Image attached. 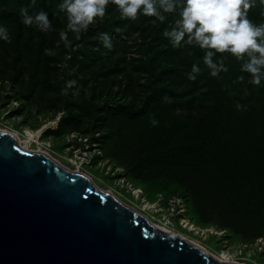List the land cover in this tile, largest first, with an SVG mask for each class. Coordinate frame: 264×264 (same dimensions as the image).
<instances>
[{"label":"rangeland","instance_id":"374dc122","mask_svg":"<svg viewBox=\"0 0 264 264\" xmlns=\"http://www.w3.org/2000/svg\"><path fill=\"white\" fill-rule=\"evenodd\" d=\"M61 2L0 0V24L10 36L0 39V130L213 256L264 264V80L252 83L243 60L219 53L227 70L218 78L237 112L234 124H225L226 103L198 73L188 75L201 47H175L164 35L181 6L164 21L142 10L133 19L109 0L103 17L75 32ZM25 6L33 15L47 11L52 27L25 24ZM247 10L254 24H264V0Z\"/></svg>","mask_w":264,"mask_h":264},{"label":"water","instance_id":"95a60500","mask_svg":"<svg viewBox=\"0 0 264 264\" xmlns=\"http://www.w3.org/2000/svg\"><path fill=\"white\" fill-rule=\"evenodd\" d=\"M0 264H236L151 225L134 209L0 130Z\"/></svg>","mask_w":264,"mask_h":264},{"label":"clouds","instance_id":"9594fccd","mask_svg":"<svg viewBox=\"0 0 264 264\" xmlns=\"http://www.w3.org/2000/svg\"><path fill=\"white\" fill-rule=\"evenodd\" d=\"M112 2L119 6L124 17L135 19L138 11L142 10L143 14L154 15L160 21L167 18L165 13L175 12L177 7L181 6V18L175 21V26L170 31L164 32L175 47H180L183 42L209 49L205 52L203 60L211 68V74L214 76L222 68L227 69L223 63L218 65L214 62L213 56L216 53L210 49L218 52L228 50L244 61L241 68L252 74V83L258 85L264 80V24H254L246 11L253 6L255 0H112ZM108 3L109 0H62L59 8L67 13V29L80 32L86 30L95 17L105 15ZM20 12L25 24L35 22L42 29L52 27L47 11L41 10L33 15L25 6ZM60 35L67 39V31H62ZM101 37L106 47L113 46L107 32L101 33ZM0 39L10 40L9 30L2 24ZM245 53L248 59H245ZM200 71L199 65L194 64L192 72L188 74L189 78L196 79L195 73ZM240 79H243V76ZM152 123L155 125L159 121L153 118Z\"/></svg>","mask_w":264,"mask_h":264},{"label":"trees","instance_id":"16d2710c","mask_svg":"<svg viewBox=\"0 0 264 264\" xmlns=\"http://www.w3.org/2000/svg\"><path fill=\"white\" fill-rule=\"evenodd\" d=\"M246 11H247V16L249 18V15L251 13H253V11H251V10H246ZM207 50H209V49L201 48V60L199 62V67H200L201 71L198 72V79L200 80V82L204 86H206L211 91V93L215 96V98L217 100L223 101L226 103V106H227L226 109H228V112L225 116L226 118H224L226 120L225 124H227V123L234 124V121H235L234 115H236L237 112H236L235 105L233 103H231V101H230L231 97H232V91L230 88L222 85V82L218 78V74L215 76L211 74V71H212L211 68L203 60V56L205 55V52ZM210 50L214 51L216 53L213 56V60H214V62L219 64L221 62L220 54H219L220 52L216 51L215 49H210ZM156 91H154L153 93L155 94ZM263 94H264V85H263ZM262 104H263V108H264V98L262 99ZM222 113H223L222 110L218 111V109L215 110V112H214L217 126L220 124V122L222 120L221 119ZM261 122H262V143L264 144V113L262 115ZM221 127H222V124H221Z\"/></svg>","mask_w":264,"mask_h":264},{"label":"bare ground","instance_id":"6f19581e","mask_svg":"<svg viewBox=\"0 0 264 264\" xmlns=\"http://www.w3.org/2000/svg\"><path fill=\"white\" fill-rule=\"evenodd\" d=\"M49 128V126L48 125H45L43 128H41L40 130H38L36 133H35V135L32 137L34 140H36V141H39L40 139V137L42 136V134L45 132V131H47V129ZM7 132V131H6ZM8 133H10V134H12L14 137H15V139H16V141H17V144L21 147V148H23V149H25V150H30V149H27V148H24L22 145H23V143H24V141H23V138L20 136V135H18V134H16V133H11V132H8ZM40 150H41V148H40ZM40 150H38V151H34V150H32V151H34V152H41ZM42 153H44V152H42ZM58 163V162H57ZM61 165V164H60ZM62 166V165H61ZM64 167V166H63ZM64 168H66V167H64ZM66 169H68V168H66ZM68 170H70V169H68ZM73 172H75V173H79V172H76V171H73ZM79 174H82V173H79ZM140 214V213H139ZM143 216V215H142ZM145 217V216H144ZM146 218V217H145ZM147 219V221L151 224V225H153L154 227H156V228H158V229H160V230H162V231H166L167 232V230H164V229H162V228H160L159 226H156L155 225V223H152L151 222V220H149L148 218H146ZM169 233H172V232H169ZM172 234H175V233H172ZM177 235H179V234H177ZM180 236V235H179ZM180 237H182V236H180ZM183 238V237H182ZM183 239H185L186 241H188L189 243H191V244H193V245H195V246H198L197 244H195V243H193V242H191V241H189V240H187L186 238H183ZM198 247H200V246H198ZM213 256V255H212ZM217 261H221V262H228V260H225V258H226V256L225 255H214L213 256ZM229 263H232V262H229ZM237 264V263H236Z\"/></svg>","mask_w":264,"mask_h":264}]
</instances>
